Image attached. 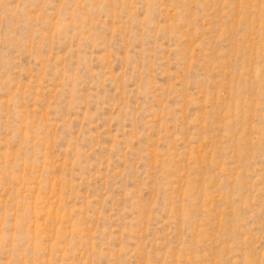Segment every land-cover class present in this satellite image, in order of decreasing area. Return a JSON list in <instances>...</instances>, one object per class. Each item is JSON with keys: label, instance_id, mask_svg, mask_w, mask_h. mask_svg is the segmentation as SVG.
Wrapping results in <instances>:
<instances>
[{"label": "rangeland", "instance_id": "374dc122", "mask_svg": "<svg viewBox=\"0 0 264 264\" xmlns=\"http://www.w3.org/2000/svg\"><path fill=\"white\" fill-rule=\"evenodd\" d=\"M0 264H264V0H0Z\"/></svg>", "mask_w": 264, "mask_h": 264}]
</instances>
